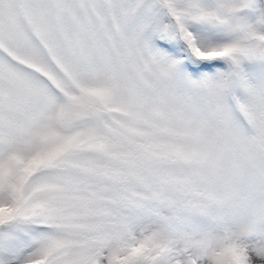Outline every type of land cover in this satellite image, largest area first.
Wrapping results in <instances>:
<instances>
[{"label": "snow or ice", "instance_id": "obj_1", "mask_svg": "<svg viewBox=\"0 0 264 264\" xmlns=\"http://www.w3.org/2000/svg\"><path fill=\"white\" fill-rule=\"evenodd\" d=\"M0 264H264V0H0Z\"/></svg>", "mask_w": 264, "mask_h": 264}]
</instances>
